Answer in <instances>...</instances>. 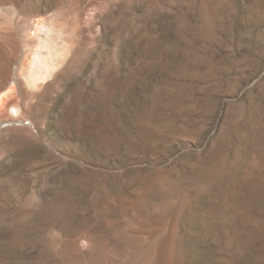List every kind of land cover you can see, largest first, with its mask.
<instances>
[{
  "label": "rangeland",
  "instance_id": "obj_1",
  "mask_svg": "<svg viewBox=\"0 0 264 264\" xmlns=\"http://www.w3.org/2000/svg\"><path fill=\"white\" fill-rule=\"evenodd\" d=\"M0 73V264H264V0H0Z\"/></svg>",
  "mask_w": 264,
  "mask_h": 264
},
{
  "label": "bare ground",
  "instance_id": "obj_2",
  "mask_svg": "<svg viewBox=\"0 0 264 264\" xmlns=\"http://www.w3.org/2000/svg\"><path fill=\"white\" fill-rule=\"evenodd\" d=\"M49 41V40H48ZM47 41V42H48ZM47 43H45V45L43 46V47H47V48H49V45H46ZM50 45H51V43H50ZM54 45V44H53ZM57 47V46H56ZM47 54V53H46ZM38 55V62H37V64H35L36 65V68L35 69H33L32 71H30V73L28 74V78H27V76H26V78L29 80V83L30 84H33V85H38V82L39 81H44V80H46V78L47 77H49L50 76V73L52 72V69H54V67L56 66L55 65V59L53 58L54 57V55H57V54H59V51L58 50H55L54 51V53H51L50 51L48 52V54L47 55ZM63 55V54H62ZM64 56V55H63ZM55 61H54V60ZM61 63V62H60ZM30 69V68H29ZM55 70H56V67H55ZM1 74V73H0ZM25 74V73H24ZM52 74V73H51ZM48 79V78H47ZM27 82V81H26ZM29 83H27V84H29ZM25 84V83H24ZM26 85V84H25ZM38 87V86H37ZM6 93L5 92H1L0 93V109H2V105L5 103L4 101H5V99H4V96L3 95H5ZM7 107H9L8 109H9V111L11 112V113H13L14 115L16 114L17 115V113H18V108H17V106H15V105H9V106H7ZM5 108V107H4ZM2 113V112H1ZM12 120V119H11Z\"/></svg>",
  "mask_w": 264,
  "mask_h": 264
}]
</instances>
